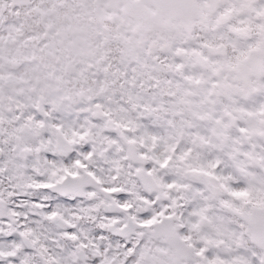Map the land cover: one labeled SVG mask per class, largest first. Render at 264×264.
<instances>
[{
	"label": "snow or ice",
	"instance_id": "6c2138e0",
	"mask_svg": "<svg viewBox=\"0 0 264 264\" xmlns=\"http://www.w3.org/2000/svg\"><path fill=\"white\" fill-rule=\"evenodd\" d=\"M5 4L96 84L0 100V264H264V0H119L104 60L61 0Z\"/></svg>",
	"mask_w": 264,
	"mask_h": 264
},
{
	"label": "rangeland",
	"instance_id": "374dc122",
	"mask_svg": "<svg viewBox=\"0 0 264 264\" xmlns=\"http://www.w3.org/2000/svg\"><path fill=\"white\" fill-rule=\"evenodd\" d=\"M61 3L63 6L56 10V19L54 23L60 22L67 24L70 22L69 18H71L73 24L82 28L91 36L93 41L97 42L93 44L91 52L85 50L78 54L77 60L83 58L86 60L90 54L94 55L97 59L104 60L116 51V41L121 35V30L128 26V21L122 20L114 9H108V6L104 8V5L108 3H106V0H61ZM86 5L88 7H85ZM99 8L106 9V14L113 17L112 25L109 24L111 23L110 21L102 20L96 15ZM14 11V9L9 10L6 7L5 0H0V13H2L0 14V28H2L3 24L6 22L4 21V17L12 19L11 15L4 16L3 12ZM19 19L22 20L19 23V27L14 28L11 34L6 35L3 31H0V60L3 62L1 65L3 70L6 69V63L9 61L10 56L13 55V49H16L11 43L34 40L35 44L38 46V40L41 39V34L46 31L44 17L41 16L37 18L31 11H26L24 16ZM23 31H25L26 34H23ZM127 35L132 39L138 38L137 34L134 32H129ZM105 44L106 46L104 47ZM32 52L31 54V51H27L26 54L28 56L40 54L37 51ZM76 66L79 67L78 64ZM46 71L48 75H46ZM46 71L43 73L46 77L45 81L48 82L45 89L61 94L72 93L77 102L81 100L80 97L77 98V94L72 90L75 83L74 78L70 76L69 72L60 70V72L56 73L55 76L51 78V76L54 75L53 69H48ZM93 82H95V80H87L86 83H80V86L86 90V84L89 83L92 89H94L95 86H93ZM91 93L90 91L86 92L87 95ZM16 100V96L13 94L10 101L14 102Z\"/></svg>",
	"mask_w": 264,
	"mask_h": 264
},
{
	"label": "flooded vegetation",
	"instance_id": "af4514ba",
	"mask_svg": "<svg viewBox=\"0 0 264 264\" xmlns=\"http://www.w3.org/2000/svg\"><path fill=\"white\" fill-rule=\"evenodd\" d=\"M139 38L142 39V37ZM16 44L17 52L10 56L9 61L6 63L5 70L1 67L3 62L0 60L1 100L10 101L13 94L18 100L25 94H30L40 88H45L48 82L45 81L46 77L43 73L48 69H53L54 75L51 76V78H53L56 73L62 70L61 61L58 58L59 53L49 55L50 57L42 56L41 54L28 56L26 54L27 51H31L32 54V51H37L39 45L37 46L34 40H24ZM105 46L106 44L104 47ZM81 60L85 59L83 58ZM46 75H48L47 71ZM86 82L87 80L79 81L74 79L75 84L72 90L77 94V98H90V94H86L87 91H93L89 83L86 84L87 91L80 86V83ZM95 84L96 82H93V86H95Z\"/></svg>",
	"mask_w": 264,
	"mask_h": 264
},
{
	"label": "water",
	"instance_id": "95a60500",
	"mask_svg": "<svg viewBox=\"0 0 264 264\" xmlns=\"http://www.w3.org/2000/svg\"><path fill=\"white\" fill-rule=\"evenodd\" d=\"M118 2H119V0H109L108 5H109V7H115V6H118ZM98 15L101 18L104 17L105 16L104 10H102V9L99 8Z\"/></svg>",
	"mask_w": 264,
	"mask_h": 264
}]
</instances>
